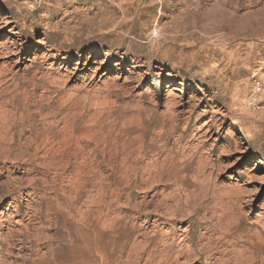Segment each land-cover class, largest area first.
<instances>
[{
	"label": "rangeland",
	"instance_id": "rangeland-1",
	"mask_svg": "<svg viewBox=\"0 0 264 264\" xmlns=\"http://www.w3.org/2000/svg\"><path fill=\"white\" fill-rule=\"evenodd\" d=\"M0 264H264V0H0Z\"/></svg>",
	"mask_w": 264,
	"mask_h": 264
},
{
	"label": "bare ground",
	"instance_id": "bare-ground-1",
	"mask_svg": "<svg viewBox=\"0 0 264 264\" xmlns=\"http://www.w3.org/2000/svg\"><path fill=\"white\" fill-rule=\"evenodd\" d=\"M171 91V90H170Z\"/></svg>",
	"mask_w": 264,
	"mask_h": 264
}]
</instances>
